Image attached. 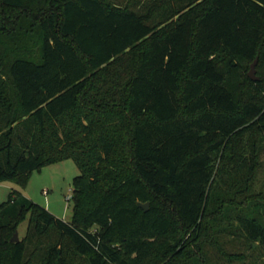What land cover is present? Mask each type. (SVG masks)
<instances>
[{"label": "trees", "instance_id": "16d2710c", "mask_svg": "<svg viewBox=\"0 0 264 264\" xmlns=\"http://www.w3.org/2000/svg\"><path fill=\"white\" fill-rule=\"evenodd\" d=\"M67 158L72 220L13 190L0 264L264 255V0H0V182Z\"/></svg>", "mask_w": 264, "mask_h": 264}, {"label": "rangeland", "instance_id": "374dc122", "mask_svg": "<svg viewBox=\"0 0 264 264\" xmlns=\"http://www.w3.org/2000/svg\"><path fill=\"white\" fill-rule=\"evenodd\" d=\"M122 1L125 2V0ZM256 64L257 62L255 63V75L257 76ZM79 173L80 169L75 160L67 158L32 171L25 186H21L11 180L1 181L0 204L9 199L13 190H18L46 207L57 217L69 222L72 220L74 200H68L67 196L69 194L73 195V181ZM27 225L28 219L19 225L20 239L26 236ZM213 238V240L216 239L219 242L217 246L212 243V239L203 243L209 264H264V255L261 250L255 243H250L246 240L244 236L221 229ZM69 257L72 264H88L83 257L76 256L72 249Z\"/></svg>", "mask_w": 264, "mask_h": 264}, {"label": "water", "instance_id": "95a60500", "mask_svg": "<svg viewBox=\"0 0 264 264\" xmlns=\"http://www.w3.org/2000/svg\"><path fill=\"white\" fill-rule=\"evenodd\" d=\"M256 62H257V59L252 63V65H251V69H250V71L248 72L249 76H250L252 79H254V80L258 79V77L255 75V63H256ZM139 205L147 209L148 206H149V203H148V202H146V203H142V202H140ZM11 240H12V241H19V240H20L18 230L14 233L13 237L11 238Z\"/></svg>", "mask_w": 264, "mask_h": 264}, {"label": "built area", "instance_id": "2783aa9c", "mask_svg": "<svg viewBox=\"0 0 264 264\" xmlns=\"http://www.w3.org/2000/svg\"><path fill=\"white\" fill-rule=\"evenodd\" d=\"M67 199H68V200H71V199H72V194H69V195L67 196Z\"/></svg>", "mask_w": 264, "mask_h": 264}]
</instances>
